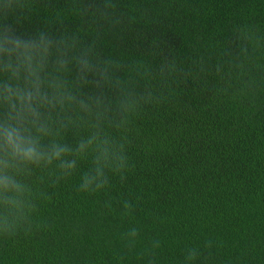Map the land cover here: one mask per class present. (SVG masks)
Instances as JSON below:
<instances>
[{
  "label": "trees",
  "instance_id": "16d2710c",
  "mask_svg": "<svg viewBox=\"0 0 264 264\" xmlns=\"http://www.w3.org/2000/svg\"><path fill=\"white\" fill-rule=\"evenodd\" d=\"M28 3L7 21L21 35H76L151 97L112 130L133 165L124 182L79 192L89 159L58 184L54 169L33 172L46 226L0 236V264H185L192 247L191 264H264V0Z\"/></svg>",
  "mask_w": 264,
  "mask_h": 264
},
{
  "label": "clouds",
  "instance_id": "9594fccd",
  "mask_svg": "<svg viewBox=\"0 0 264 264\" xmlns=\"http://www.w3.org/2000/svg\"><path fill=\"white\" fill-rule=\"evenodd\" d=\"M28 8V0H0V236L9 237L46 226L37 222L42 194L29 182L37 169H54L50 175L58 184L89 159L79 192L106 190L109 174L124 182L133 165L125 138L112 130L126 129L151 97L128 89L117 74L121 62L98 56L94 45L76 35L46 29L21 35L7 21L14 16L19 23ZM69 133L74 143L67 142ZM123 208L129 215L133 204L125 200ZM139 235L133 227L122 239L131 248ZM152 246L159 248L160 241L154 239ZM199 254L188 248L185 264Z\"/></svg>",
  "mask_w": 264,
  "mask_h": 264
}]
</instances>
